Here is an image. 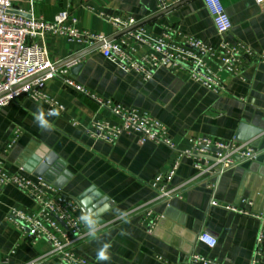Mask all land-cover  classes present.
<instances>
[{
  "label": "crops",
  "instance_id": "1",
  "mask_svg": "<svg viewBox=\"0 0 264 264\" xmlns=\"http://www.w3.org/2000/svg\"><path fill=\"white\" fill-rule=\"evenodd\" d=\"M163 1L168 8L162 11L158 0H42L31 7L27 0H17L14 7L20 14L46 22L67 12L75 15L80 31L107 38L115 37L116 30L109 21L115 17L133 19L150 40L173 30L177 41L195 39L213 48L228 41L246 47L253 57L239 63V75L221 72L224 91H213L193 82L185 71L160 68L144 80L104 59L98 48L84 49L62 38L45 43L48 58L56 67L81 54L65 78L91 95L134 108L162 123L178 151L187 150L189 141L196 137L249 144L256 151H264V65L257 61L264 52V4L220 0L232 22L230 31L221 36L202 0ZM43 92L63 111L50 114L47 104L26 97L0 110V163L8 174L35 177L23 171L26 159L42 147L46 149L44 159L50 154L55 157V165L68 175L57 178L63 182L62 193L77 202V215L91 222L84 219L85 238L74 246L78 258L91 264H203L188 262L197 256L210 264H251L258 221L210 207L209 202L214 197L222 205L264 215L263 156L232 166L218 178H198L193 159L182 158L169 184L181 198L152 207L159 219L149 233L141 222V208L155 196L151 183L170 168L172 151L151 141L139 144L136 134L122 135L111 144L92 139L88 126L94 119L109 124L118 121L60 79L46 81ZM15 130L22 134L12 148H7ZM245 200L252 205H244ZM10 209L30 214L37 206L12 185L0 189V264L38 260L53 264L49 244L23 237L7 220ZM202 232L215 240V247L197 241ZM101 251L107 259L99 258ZM259 264H264V249Z\"/></svg>",
  "mask_w": 264,
  "mask_h": 264
},
{
  "label": "built area",
  "instance_id": "2",
  "mask_svg": "<svg viewBox=\"0 0 264 264\" xmlns=\"http://www.w3.org/2000/svg\"><path fill=\"white\" fill-rule=\"evenodd\" d=\"M16 1L0 0V110L26 97L34 102L47 104L50 114H54L56 110L63 111L59 103L49 100L43 92L46 81L60 79L65 85L93 101L98 110L109 112L118 121V124H109L94 119L88 126L92 139L111 144L122 135L136 134L139 136V144L151 141L163 144L171 150L174 158L170 168L154 177L151 189L155 196L141 208V222L146 225L149 233L159 219L152 207L172 198H181V194L170 189L169 184L182 158L193 159L198 178H218L232 166L264 155V151H256L249 144L225 143L205 137L191 139L187 150L178 151L162 123L134 108H126L111 100L104 101L91 95L65 78L67 70L78 64V58L70 65L56 67L48 58L45 43L47 39L62 38L67 43H76L84 49L98 46L102 57L116 63L123 72H132L147 80L160 68L176 72L185 71L193 82L213 91H224L219 78L221 72L239 75V63L245 57H253L246 47L232 45L228 41L221 42L217 48L209 47L195 39L183 38L182 41H177L174 39L176 33L173 30H165L159 38L150 40L144 37L143 28L133 19L122 21L115 17L109 20L116 30L115 37L107 38L100 34L80 31L76 26L75 15L67 12L58 13L51 22L20 14L14 7ZM41 1L27 0L29 7ZM158 1L159 10L168 8L163 0ZM202 2L217 33L226 35L232 28V22L221 1ZM253 2L258 6L264 4V0ZM257 61L264 65V52L257 57ZM21 134L20 130H15L7 148H12ZM9 185L31 198L37 206L34 213L24 214L10 209L6 215L7 220L16 225L23 237H29L33 243L46 241L51 249L48 256L54 261L53 264H91L75 254L74 246L86 235L83 231L85 220L77 215L79 205L76 201L65 197L62 190L44 178L24 176L20 173L8 174L0 163V189ZM210 188L214 190L215 183L210 185ZM243 204L249 207L252 202L245 200ZM209 206L221 207L258 221L259 229L251 264H259L264 249V215L234 205H222L214 197L211 198ZM197 241L210 248L216 246L215 240L205 232L198 235ZM39 261L29 264H40ZM188 262L210 264V261L197 256H191Z\"/></svg>",
  "mask_w": 264,
  "mask_h": 264
},
{
  "label": "water",
  "instance_id": "3",
  "mask_svg": "<svg viewBox=\"0 0 264 264\" xmlns=\"http://www.w3.org/2000/svg\"><path fill=\"white\" fill-rule=\"evenodd\" d=\"M97 47L98 46H94L91 49H97ZM80 55L81 54L74 55V57L65 60L60 65H70L74 62V59L78 58ZM44 153H46V149L42 147L39 151H36L29 158L26 159V161L23 163L24 166L22 169L24 172L30 173L35 177H39L42 179L44 178L46 181L51 182L55 187L61 190L63 182L61 180H57V178L60 175L62 177H68V175L61 169V167L55 165V157L52 154H50L48 158L44 159ZM261 156L264 157V155Z\"/></svg>",
  "mask_w": 264,
  "mask_h": 264
},
{
  "label": "clouds",
  "instance_id": "4",
  "mask_svg": "<svg viewBox=\"0 0 264 264\" xmlns=\"http://www.w3.org/2000/svg\"><path fill=\"white\" fill-rule=\"evenodd\" d=\"M37 119L40 121V123H41L42 126L45 125V121H44V119H43L42 116L37 117ZM83 219H85L86 222H88L89 224L91 223L90 221H87V218L86 217H84ZM106 247H107V245H105V248ZM98 255H99V258L100 259H107V256L104 254L103 251H101Z\"/></svg>",
  "mask_w": 264,
  "mask_h": 264
}]
</instances>
